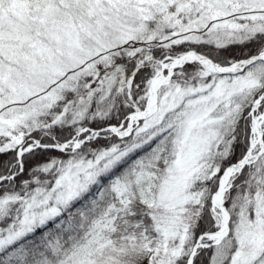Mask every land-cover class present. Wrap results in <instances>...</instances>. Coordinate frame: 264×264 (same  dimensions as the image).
Here are the masks:
<instances>
[{"label": "snow or ice", "instance_id": "1", "mask_svg": "<svg viewBox=\"0 0 264 264\" xmlns=\"http://www.w3.org/2000/svg\"><path fill=\"white\" fill-rule=\"evenodd\" d=\"M0 264H264V0H0Z\"/></svg>", "mask_w": 264, "mask_h": 264}]
</instances>
